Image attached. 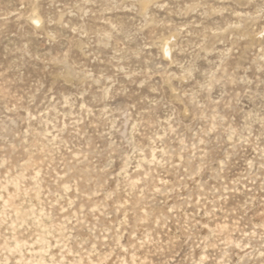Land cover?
Masks as SVG:
<instances>
[{"label": "rangeland", "instance_id": "374dc122", "mask_svg": "<svg viewBox=\"0 0 264 264\" xmlns=\"http://www.w3.org/2000/svg\"><path fill=\"white\" fill-rule=\"evenodd\" d=\"M0 264H264V0H0Z\"/></svg>", "mask_w": 264, "mask_h": 264}]
</instances>
